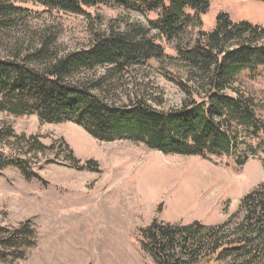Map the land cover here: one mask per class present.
Instances as JSON below:
<instances>
[{"label": "rangeland", "instance_id": "rangeland-1", "mask_svg": "<svg viewBox=\"0 0 264 264\" xmlns=\"http://www.w3.org/2000/svg\"><path fill=\"white\" fill-rule=\"evenodd\" d=\"M10 1L30 15L26 25L2 38L1 57L15 41L27 47L39 33H57L58 48L67 53L87 48L111 22L147 26L156 17L113 6L77 15L47 11L33 0ZM220 14L264 28V2L211 0L202 28L173 42L158 40L171 60L136 71L130 79L135 85H115L119 102L134 91L159 111L180 109L190 99L180 86L187 70L173 60L177 48L193 44L200 31L211 32ZM232 88L254 102L255 118L264 126V67L237 77L226 91L234 96ZM0 132V153L23 162L30 174L13 166L0 170V226L29 224L36 235L23 259L0 264H156L143 248V229L153 223L217 226L236 214L238 221L242 200L264 183V147L257 148L253 137L246 139L253 149L240 146L230 157L203 158L165 154L142 142H102L75 123L48 124L36 115L0 112ZM246 158L244 166L236 165Z\"/></svg>", "mask_w": 264, "mask_h": 264}, {"label": "trees", "instance_id": "trees-1", "mask_svg": "<svg viewBox=\"0 0 264 264\" xmlns=\"http://www.w3.org/2000/svg\"><path fill=\"white\" fill-rule=\"evenodd\" d=\"M33 1L50 12L85 15L90 8L113 6L156 17L148 18L147 26L111 22L87 48L73 52L61 53L57 33L51 31L37 34L27 47L15 41L0 56V112L36 115L48 124L72 122L99 141L142 142L165 154L230 157L240 146L253 149L248 137L258 140L257 148L264 147V126L255 118L254 102L233 88L234 96L226 93L244 71L264 67L262 26L220 14L211 32L200 31L193 44L179 45L173 60L187 70L180 86L190 100L180 109L159 111L134 91L126 103L119 102L115 85H135L130 79L136 71H147L152 61L171 60L158 40L173 42L191 28H202L211 0ZM29 15L10 0H0V41L26 25ZM195 94L198 100L192 99ZM246 162L238 159L236 165ZM9 166L30 175L23 162L0 153V170ZM239 213L238 221L236 214L217 226L153 223L142 230L143 248L156 264H264V183L245 196ZM35 245L29 224L0 226V260H21Z\"/></svg>", "mask_w": 264, "mask_h": 264}]
</instances>
